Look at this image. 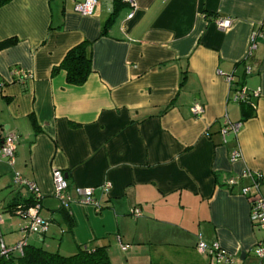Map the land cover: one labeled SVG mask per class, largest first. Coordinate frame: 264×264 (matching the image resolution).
I'll use <instances>...</instances> for the list:
<instances>
[{"label":"crops","instance_id":"obj_1","mask_svg":"<svg viewBox=\"0 0 264 264\" xmlns=\"http://www.w3.org/2000/svg\"><path fill=\"white\" fill-rule=\"evenodd\" d=\"M79 1L0 7V44L14 40L0 46V127L17 135L13 162L0 159V241L62 255L105 246L112 264H227L198 252L201 240L217 243L233 264H259L252 248L264 229L239 189L250 173L264 177V36L249 51L264 0L123 1L105 34L114 0H97L92 15L74 10ZM216 16L230 17L231 27L218 29ZM83 41L92 67L84 84H68L63 70L52 75ZM231 73L235 84L259 91L249 103L228 100ZM195 103L201 113L192 112ZM226 120L241 126L223 138ZM234 151L240 156L231 160ZM53 170L71 196L92 188L100 210L62 206ZM15 175L39 188L46 233L23 237L28 219L9 205L28 193ZM233 176L240 180L228 188Z\"/></svg>","mask_w":264,"mask_h":264},{"label":"built area","instance_id":"obj_2","mask_svg":"<svg viewBox=\"0 0 264 264\" xmlns=\"http://www.w3.org/2000/svg\"><path fill=\"white\" fill-rule=\"evenodd\" d=\"M125 2H130V0H123ZM97 6V0H82L76 2L74 4V10L81 15H92ZM132 16L130 12L128 14V18ZM213 23L220 30H226L231 27L232 19L230 17H219L216 16L213 19ZM264 36V23L260 25L259 30L254 31L249 38V51H252L257 46V37ZM246 72L249 71L248 67L245 68ZM13 74L18 78L28 77L23 70H14ZM226 81L229 85V94L228 100L232 103L241 104L247 101L251 95H257L259 93L258 90L250 91L244 85L235 84V74L231 73L225 76ZM192 112L201 113V107L195 103L191 107ZM241 126V122H231L226 120L223 126L220 129V133L222 137L229 133H236ZM16 142L17 135L13 132H8L4 135L3 142L0 147V159L7 160L12 163L13 158L16 152ZM240 156L239 151H234L231 155V160H234ZM252 181L248 185H243L239 189V193L242 196L249 197L251 209H250V219L252 223L264 229V195H262L260 191V185L262 181H264V177H262L259 173H250ZM240 177H229L227 178L225 185L228 188L233 187L239 182ZM13 182L16 186L24 188L28 196H30L34 203L27 207L24 210L17 209L16 213L19 216H22L28 219L27 225L25 226L23 232V237L26 236L27 233L32 234H44L48 230L49 220L43 218L40 214V199L41 193L36 183L33 181H29L20 175H15ZM52 184H53V192L54 196L61 202L62 206H67L70 202L75 201L82 204H90L95 207L96 210H100V204L96 200L93 194L92 188H82L76 187L74 188L75 196H71L68 193V183L64 177V174L60 170L52 171ZM108 189V185L103 187V190L106 191ZM133 216H138L140 211L138 209H134L131 211ZM25 245L24 240L17 242L13 246H7L2 241H0V254L6 255L10 252L21 253L23 246ZM196 249L198 252L207 253L214 263L226 262L227 264H233V260L231 256L226 253L224 249H220L217 243H213L212 245H207L203 241L199 240ZM253 254L259 259V264H264V240H258L252 248Z\"/></svg>","mask_w":264,"mask_h":264},{"label":"trees","instance_id":"obj_3","mask_svg":"<svg viewBox=\"0 0 264 264\" xmlns=\"http://www.w3.org/2000/svg\"><path fill=\"white\" fill-rule=\"evenodd\" d=\"M11 0H0V7ZM123 0H114V12L104 21L101 34H105L108 26L113 22L118 8L122 5ZM14 40H8L0 44L4 46L13 43ZM90 43L83 41L70 48L58 66L52 68V75L63 70L66 76V82L71 85L80 86L84 84L88 75L92 71ZM244 103H249V99ZM241 103V104H244ZM4 135L0 127V147ZM34 200L28 196L23 200L17 197L10 205L12 211L17 209L24 210L31 206ZM0 264H112L105 246L95 248L79 247L71 255H62L57 252L45 250L35 245L23 246L22 252H10L6 255L0 254Z\"/></svg>","mask_w":264,"mask_h":264}]
</instances>
